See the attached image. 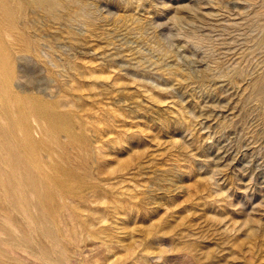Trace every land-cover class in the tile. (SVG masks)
Returning a JSON list of instances; mask_svg holds the SVG:
<instances>
[{
    "label": "rangeland",
    "instance_id": "1",
    "mask_svg": "<svg viewBox=\"0 0 264 264\" xmlns=\"http://www.w3.org/2000/svg\"><path fill=\"white\" fill-rule=\"evenodd\" d=\"M45 1L0 0V264H264V0Z\"/></svg>",
    "mask_w": 264,
    "mask_h": 264
},
{
    "label": "bare ground",
    "instance_id": "2",
    "mask_svg": "<svg viewBox=\"0 0 264 264\" xmlns=\"http://www.w3.org/2000/svg\"><path fill=\"white\" fill-rule=\"evenodd\" d=\"M37 4L47 9H51V7H53V2L51 0H46L45 4H40V3Z\"/></svg>",
    "mask_w": 264,
    "mask_h": 264
},
{
    "label": "water",
    "instance_id": "3",
    "mask_svg": "<svg viewBox=\"0 0 264 264\" xmlns=\"http://www.w3.org/2000/svg\"><path fill=\"white\" fill-rule=\"evenodd\" d=\"M62 1V0H61ZM47 14H49L48 12H46ZM52 15V14H51Z\"/></svg>",
    "mask_w": 264,
    "mask_h": 264
}]
</instances>
